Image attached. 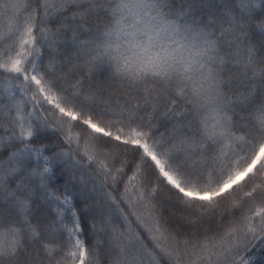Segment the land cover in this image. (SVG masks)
Here are the masks:
<instances>
[{"label":"snow or ice","instance_id":"snow-or-ice-1","mask_svg":"<svg viewBox=\"0 0 264 264\" xmlns=\"http://www.w3.org/2000/svg\"><path fill=\"white\" fill-rule=\"evenodd\" d=\"M0 264H264V0H0Z\"/></svg>","mask_w":264,"mask_h":264}]
</instances>
